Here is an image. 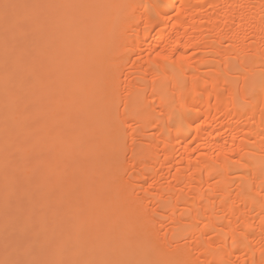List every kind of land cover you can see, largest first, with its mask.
I'll return each mask as SVG.
<instances>
[{
	"label": "bare ground",
	"instance_id": "obj_1",
	"mask_svg": "<svg viewBox=\"0 0 264 264\" xmlns=\"http://www.w3.org/2000/svg\"><path fill=\"white\" fill-rule=\"evenodd\" d=\"M13 2L0 260L264 264V0Z\"/></svg>",
	"mask_w": 264,
	"mask_h": 264
},
{
	"label": "snow or ice",
	"instance_id": "obj_2",
	"mask_svg": "<svg viewBox=\"0 0 264 264\" xmlns=\"http://www.w3.org/2000/svg\"><path fill=\"white\" fill-rule=\"evenodd\" d=\"M69 7H85L76 5H41V4H20L15 3L13 0H0V16H2L6 27H11L13 29L23 30L25 22L30 19L29 12L39 9L48 8H69ZM99 7L111 8V7H127L125 5H101ZM39 19L44 20L45 18L39 17ZM0 264H38L35 261H23V260H0ZM44 264H132V262L124 261H52L44 262ZM136 264H168L165 261H140Z\"/></svg>",
	"mask_w": 264,
	"mask_h": 264
}]
</instances>
